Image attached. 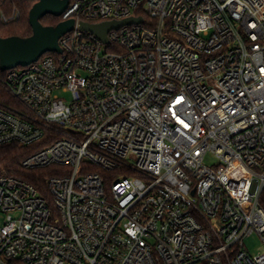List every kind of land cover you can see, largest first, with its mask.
Segmentation results:
<instances>
[{
	"label": "built area",
	"instance_id": "obj_1",
	"mask_svg": "<svg viewBox=\"0 0 264 264\" xmlns=\"http://www.w3.org/2000/svg\"><path fill=\"white\" fill-rule=\"evenodd\" d=\"M131 18L108 43L81 29ZM59 19L62 53L4 78L0 149L57 175L41 193L0 172V264H264V0H70Z\"/></svg>",
	"mask_w": 264,
	"mask_h": 264
},
{
	"label": "water",
	"instance_id": "obj_2",
	"mask_svg": "<svg viewBox=\"0 0 264 264\" xmlns=\"http://www.w3.org/2000/svg\"><path fill=\"white\" fill-rule=\"evenodd\" d=\"M70 0H36L29 13L32 35L27 38L0 37V70L6 73L18 67H27L47 53L61 54L59 40L74 29L73 20L57 26H44L41 20L46 16L59 18L68 8ZM141 19L131 18L122 22H107L98 25L81 24V29L90 32L108 43V33L124 25L139 24Z\"/></svg>",
	"mask_w": 264,
	"mask_h": 264
},
{
	"label": "trees",
	"instance_id": "obj_3",
	"mask_svg": "<svg viewBox=\"0 0 264 264\" xmlns=\"http://www.w3.org/2000/svg\"><path fill=\"white\" fill-rule=\"evenodd\" d=\"M36 0H0V37H21L27 38L32 35V28L29 23V13L35 5ZM17 10L20 17L17 21L5 24L2 21V15H11ZM61 20L53 16H46L41 23L48 26H57ZM6 73L0 70V102H12L11 96L5 89L4 78ZM30 155V151L18 145L3 147L0 149V172L22 179L35 186L41 193L46 190V181L55 173L56 167L43 170L26 171L22 169V161ZM262 206L264 207V196L262 198Z\"/></svg>",
	"mask_w": 264,
	"mask_h": 264
},
{
	"label": "rangeland",
	"instance_id": "obj_4",
	"mask_svg": "<svg viewBox=\"0 0 264 264\" xmlns=\"http://www.w3.org/2000/svg\"><path fill=\"white\" fill-rule=\"evenodd\" d=\"M209 163L210 164L216 163V160L213 159ZM246 245H247V248L251 250L252 253H258L262 248L261 243L257 238L256 239L251 238V239L246 240Z\"/></svg>",
	"mask_w": 264,
	"mask_h": 264
}]
</instances>
